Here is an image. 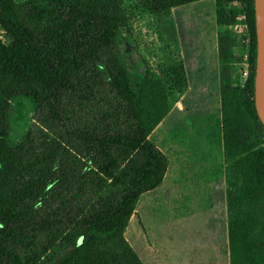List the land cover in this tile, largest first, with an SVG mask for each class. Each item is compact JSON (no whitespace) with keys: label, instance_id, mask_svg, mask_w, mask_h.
Returning <instances> with one entry per match:
<instances>
[{"label":"trees","instance_id":"trees-1","mask_svg":"<svg viewBox=\"0 0 264 264\" xmlns=\"http://www.w3.org/2000/svg\"><path fill=\"white\" fill-rule=\"evenodd\" d=\"M33 1L32 10L43 20L32 24L19 17L14 0H0V23L10 39L8 44L0 41V76L16 86L15 91L5 90L6 84L0 90V264H41L53 247L50 239L41 242L43 235L55 236L54 241L65 237L74 245L52 264H142L124 230L140 195L158 186L166 170L165 156L147 137L169 110L168 93L157 84L134 90L115 51L121 21L105 10L106 1ZM146 1L152 11H161L199 0ZM224 1L217 0V21L230 25L235 14ZM240 1L246 5L252 33L251 74L244 88L231 83L228 64L233 61L222 37L220 43L225 161L227 172L232 166L243 181L229 194L230 264H264V148L258 146L264 127L254 98L255 10L254 0ZM100 63L109 77L100 90L108 108H96L116 119L123 115L131 122L128 127L119 124L104 132L77 127L58 135L32 129L22 141H10L9 99L29 97L36 106H47L52 123L63 130L62 110L70 94L85 104L93 96L102 100L95 96L96 86L82 92L78 78L81 72H99ZM171 69L179 79L175 88L181 89L183 71ZM110 97L114 102L108 106ZM111 146L145 153L144 165L135 171L138 168L126 160L115 162ZM94 157L105 167L103 175L123 184L118 198H99L100 189L94 188V203H85V181L91 175L83 159ZM255 227L263 232L256 234Z\"/></svg>","mask_w":264,"mask_h":264},{"label":"rangeland","instance_id":"rangeland-1","mask_svg":"<svg viewBox=\"0 0 264 264\" xmlns=\"http://www.w3.org/2000/svg\"><path fill=\"white\" fill-rule=\"evenodd\" d=\"M104 1H106L105 10L120 18L121 28L117 36L115 51L125 64L131 84L137 92H140L142 88L157 84L161 89L163 86L167 91L169 100L180 99L183 90L179 89V91L175 88V82L179 79L171 73L173 66L183 71V79L178 76L182 82H185V78L186 80L187 77L190 78L196 90L202 86H197L194 83L198 74L212 81L216 80L218 75H221L223 68L220 55L222 39L223 46L225 50H228L231 57L229 60L232 59L233 61V63L228 64L231 68V83L234 86L245 87L251 74L252 52L250 51L248 56L244 57L242 54L244 49L239 48L237 35L231 31V26L246 22L245 17L248 19L244 2L225 0L222 4L234 12L235 22L230 25H219L217 0H199L171 8L164 7L161 11H152L146 0ZM14 2L22 20H28L32 24L43 20L42 16L35 14L32 10L33 0H14ZM0 26V29L3 30L0 41L8 44L10 42L8 31L1 23ZM235 47L238 49L237 54L233 53ZM192 50H195L196 54L190 53ZM98 71L81 72L78 78L80 82H83L82 92L96 86L95 96H101L102 100L100 101L93 96V100L85 104L78 102L70 94L62 110L63 130L52 123V116L48 113L47 106L45 108L36 106L29 97L14 96L9 99L6 115L10 141L12 143L22 141L32 129L35 132L41 130L58 135L60 132L65 134V131L77 127L97 129L103 132L113 130V127L117 128L119 124L122 128L128 127L131 122L127 121L123 115L116 119L103 114L96 108L97 106L100 108L107 107L104 100L105 93H100V90H105L109 82L103 64H98ZM101 75L104 78L102 83L100 81ZM5 84V90L15 91L16 86L12 81L0 76V90ZM196 90L190 96L194 98H197V94L200 96V93L196 94ZM112 100L110 97L109 101L111 102L107 104L108 106L112 105L114 102ZM196 102L201 103V100ZM218 109L217 103L216 108H214L215 113ZM61 122L60 126L62 125ZM147 139L162 152V120L152 129ZM258 142V146L264 148V130H261ZM109 151L115 158H118V160L115 159V162L121 163L126 160L129 165L138 168L135 171L142 168L146 159L145 153L131 148L111 146ZM83 160L86 162L88 174L91 175L85 181V203H94V188L100 189L99 198H118L123 191V184L114 178H107L108 174L103 175L101 173L105 169L100 165L101 160L97 157ZM113 171L114 176H116L115 168H112L111 172ZM98 172L101 173L99 177ZM92 175L97 179H93ZM153 177L154 175H150L149 178ZM227 180L229 194L243 183L239 172L232 166L228 168ZM173 199L175 200V198ZM198 201L204 202L206 199L199 198ZM211 207L210 204L206 203L199 205L194 203L185 205L162 204L161 185L159 188L150 189L140 195L124 230V237L138 254L142 264H175L180 263L184 256H197L198 264H214L216 260L211 259L216 254L214 245L222 243V241L218 237L220 241L215 240L213 243L215 222L210 216ZM251 214V211L247 213L248 216ZM261 229V227H255V233L260 235L263 232ZM53 237L55 236L43 235L41 237V242L50 239V243L53 244L47 256L42 258L41 264H52L74 247L73 242L65 237L56 241L53 240ZM192 239H197V243L194 241L191 245ZM186 242L189 243L190 248L186 246Z\"/></svg>","mask_w":264,"mask_h":264},{"label":"crops","instance_id":"crops-1","mask_svg":"<svg viewBox=\"0 0 264 264\" xmlns=\"http://www.w3.org/2000/svg\"><path fill=\"white\" fill-rule=\"evenodd\" d=\"M233 49V53L237 54V47ZM190 53L196 54V51ZM194 83L202 86L196 90L191 79L185 78L180 99L169 100V110L162 119V153L166 158V170L162 181L155 188L162 185V204L206 203L212 206L210 216L215 222L213 243L215 240L220 241L219 238L222 243L214 245L216 254L211 259L216 260L214 264H230L229 186L222 124V75L212 81L198 74ZM194 90L196 94L200 93L197 98L190 96ZM197 100H201V103ZM217 103L219 109L215 113ZM199 198H205L206 201H198ZM196 240L192 239L191 245L194 241L197 243ZM185 244L190 248L188 242ZM197 260V256H184L180 263L175 264H198Z\"/></svg>","mask_w":264,"mask_h":264},{"label":"water","instance_id":"water-1","mask_svg":"<svg viewBox=\"0 0 264 264\" xmlns=\"http://www.w3.org/2000/svg\"><path fill=\"white\" fill-rule=\"evenodd\" d=\"M256 31L255 108L264 126V0H254Z\"/></svg>","mask_w":264,"mask_h":264},{"label":"built area","instance_id":"built-area-1","mask_svg":"<svg viewBox=\"0 0 264 264\" xmlns=\"http://www.w3.org/2000/svg\"><path fill=\"white\" fill-rule=\"evenodd\" d=\"M245 19L246 22L242 24H234L233 26H231V31L237 35L239 41V48L244 49V51H242V54L244 55V57H247L249 52L251 51L252 33L250 25L248 23V19L246 17ZM2 33L3 30L0 29V35H2Z\"/></svg>","mask_w":264,"mask_h":264}]
</instances>
